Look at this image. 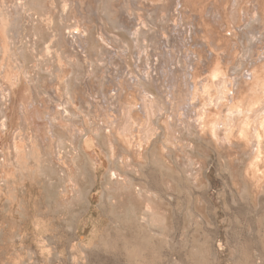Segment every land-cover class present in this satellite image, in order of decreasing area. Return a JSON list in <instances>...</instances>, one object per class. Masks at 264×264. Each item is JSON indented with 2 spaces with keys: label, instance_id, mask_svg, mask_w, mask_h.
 I'll use <instances>...</instances> for the list:
<instances>
[{
  "label": "bare ground",
  "instance_id": "obj_1",
  "mask_svg": "<svg viewBox=\"0 0 264 264\" xmlns=\"http://www.w3.org/2000/svg\"><path fill=\"white\" fill-rule=\"evenodd\" d=\"M96 1L0 0V96L6 104L5 111L2 110V103L0 104V114L2 115L3 112L6 114L5 119L3 117L4 120L0 124L2 131L6 130L8 123V112L11 109L10 100L12 97L16 99L18 95H16V91L19 90V88L17 90V87L21 86L22 88L21 95L16 101L19 102L15 103L16 127H12L14 132H9L6 139L1 138L0 133V194L6 191L9 196H16V192L25 185L26 181L32 183L38 180L47 188H45L47 195H49V191L50 197H54L55 202L53 201L54 207L52 209H54L55 214L66 218L69 214L73 215L80 205H90L98 199V194H94L93 198H90L88 188H90V185L97 184L100 174L102 179L104 178L102 185H99L100 187L103 186L102 193L99 196L101 204L108 205L114 214L118 213L132 218L141 230L144 228L152 230L157 228L156 231L154 230L156 234L164 237L166 230L170 231L172 229V226H170V229L169 224L167 225L173 207V203L168 200V193L177 186V183L180 186L183 185L184 188L194 186L200 190L192 200L187 201V212L192 211L193 213V211H196L201 217L206 218L207 214L214 209L213 197L206 194V187L209 184L206 181L207 174H204L205 155L195 156L197 146L194 140L191 139L194 138L197 141H206L216 149L221 160L228 167L233 187L238 191H244V194L246 193L251 201L256 203L258 196L264 195V127H261V125H264V73L261 69L264 61L257 64L256 60L251 59L249 68L246 67L247 64L244 66L245 63H243V67L248 68L247 70L251 74L249 82L234 80L236 81L234 84L233 79L228 75V69H230L228 67L233 65L231 63L239 47L237 46V40L234 38L236 35L241 34L243 37L249 38V40L246 39L249 41L248 47H250L249 49L246 48L248 49L247 53L257 55L256 50L253 51V48H260L264 45V0H171L172 6L175 3L177 5L173 10L176 12V16L177 14L183 16L184 11H186L185 17H183L186 22L194 18V20L192 19L194 27L192 33L194 32V36L192 34L190 36L193 39L196 37L197 40L199 38L202 41L201 43L198 42L200 48L195 47L196 49L189 50L192 54V60H194V64L191 65L192 71L189 72L191 88H183L182 86L180 88L176 83L174 84V81L170 85L169 83L165 85H168L169 90L164 88L163 93H165L162 97L161 95L160 97L155 95L145 81L153 83V80L159 77H156L155 67L157 65L154 67L150 64L151 57L150 61L147 58L144 72V74H147L145 81L141 80L144 74H140L142 75L141 78L137 73V75L133 74L137 82L135 85H139L141 88L136 89L137 87L132 88L131 86V91L121 92L123 93L121 99L120 93L114 98L115 105L112 103L113 101L109 103L113 106L116 114H114V111H111V114L106 112V103H108L106 94H103V99L101 98L95 103L86 102L87 108L89 107L88 110L91 109V111L89 110L90 118L91 116L98 118L95 122L92 120L93 122L88 126V123L85 122L84 124L73 117L72 111L76 112L75 110L79 109L76 105L72 106L74 110L72 108L71 111L68 109L69 105H73V102L77 100L79 94L78 89L76 90L77 84L74 83L72 86L65 79L62 83L65 84L66 91H64V88L62 90L64 93H62L63 95L68 94L69 98L67 97L64 100L58 93L56 84L60 81L61 73L64 74V72L58 71L59 73L54 74L55 77L52 73V75L50 74L54 79L50 78V85H52L49 86L54 95L58 97V100H55V103L51 102L52 104L45 109L44 114H47L45 118L43 114H37L36 118H40L41 122L37 123L36 121L34 123L32 111L35 107L28 100L29 96H26L27 90L25 89L27 87L24 84L27 80L23 82L24 79L19 76L18 72H12L14 68H18L16 66L17 61L24 58V55L27 54L26 51L30 49L29 47L34 49V46L37 45V43H35L36 45L33 43L28 45L20 41L21 32L29 34L31 31V35L39 39L37 35L42 31L39 29H47L48 24L54 20L51 15L53 7H58L61 10L58 9L60 13L57 12L56 14L59 13V17L64 20L63 18H67L69 12L77 6L80 18L72 22L74 23L72 29H70L71 24L67 26L60 19L58 21L54 20L55 24L53 25L56 29L54 33H51L52 39L50 41L52 44L48 42L49 45H45L41 55V60L47 62L52 54H55L57 60L61 63L62 61L65 62L71 70L70 64L67 63L68 58L63 59L61 56L62 47L68 50L74 48L77 51L76 56L79 60V55L82 53L92 52L97 54L96 46H92L91 43L94 40V35H91L89 30L92 26H97L92 25L89 27L94 16L83 13L84 8L92 13V8L95 9V5H97ZM99 1L102 2V6L104 4L105 15L112 12L114 15L121 14L124 19H128L129 24L125 23L127 20L123 22L122 19L120 25L135 41V47L131 45L123 31H116L112 37H116L119 41L125 43L126 49L129 51L136 48L135 51L139 56H137L138 62L142 60L140 56L143 53L144 57L150 56L145 50V44L141 45L145 41L144 38L149 37L151 39V47L154 51L158 50L159 47L161 48L162 45L167 46V48L174 45L171 44L172 38L169 34L164 32V36L160 34L159 39H156V31L149 30V26L147 27L148 21L153 23L154 16L163 14L162 17L164 18V12L168 11L167 2L168 5L171 3L169 0H119L118 5L113 3L114 0ZM168 7L170 8V6ZM95 14L96 17L97 15L99 17L98 13ZM74 15L77 16L78 14ZM170 15L172 14L170 13ZM176 16L173 19L171 18L174 25H176L178 19ZM69 18L71 17L69 16ZM114 19L113 17L112 20ZM135 20H137V23ZM134 22L139 26L135 25ZM114 23H117L116 19ZM188 23L191 24L190 21ZM210 23L215 28L211 27ZM189 24L187 26L191 27ZM185 25L184 27H186ZM228 27H233V37L222 35L223 31L231 30ZM197 30L200 32H198L199 34ZM248 30L249 35H247ZM81 33L86 36L82 37ZM106 38L108 39V37ZM109 39V41L114 42L111 37ZM15 41H18V45L15 44ZM160 41L165 42L163 44ZM85 44H88L87 49H85ZM111 44L114 45V43ZM178 44L182 45L181 43ZM258 44H260V47ZM121 51L124 52V50L119 52ZM129 51L128 53H130ZM220 51L225 53L222 57L223 60L218 57ZM119 52H117V55L126 60L123 57L124 54L121 56L122 52ZM173 52L168 54L169 52L167 53L163 49L154 55L157 56L155 64L158 63L164 73L165 70L167 72L166 67L170 66V62L175 60L174 57L172 58ZM205 52H209L210 57L208 61L204 59L205 67L203 68L206 73L202 77H205V82H201L200 69L202 67L199 66L200 69H197V62L200 58L205 57ZM243 52L245 53V50ZM262 52L264 54V50ZM179 59H176L174 63L177 67L181 64L180 69H183V66H185L184 60ZM145 60L143 59V61ZM169 60L171 61L169 62ZM143 63L139 65H143ZM58 65L60 66L56 67L59 69L63 68L61 64L58 63ZM21 66L23 65L21 64ZM152 66L154 72L150 71ZM177 67H174L175 71L178 69ZM240 67H242V64ZM243 67L241 69H244ZM172 68H169L172 74L171 78L176 80L178 77L175 75L176 73H172L174 72ZM26 71L24 78L28 79L30 75ZM153 77L155 78L153 79ZM29 83L31 84L29 86H32L35 90V81L30 80ZM44 83L46 82L44 81ZM60 86L58 85V87ZM121 86L122 84L119 83L117 89L122 88ZM158 86L157 84L156 87ZM161 86L163 87V85ZM109 101H111L110 98ZM163 109L164 113H162ZM60 111L64 113L63 120L65 118V122H62L59 115ZM155 116L156 119L154 120ZM55 121H58L60 125L62 123L65 128L55 126L53 124ZM41 124L43 128L39 129L38 126ZM158 129L162 130L161 135H158L161 136V140H158L160 141L159 146L153 148L151 143L148 147L151 139H153L152 137L159 131ZM184 133L186 135L183 136ZM85 134L86 136H84ZM174 173H177L178 178L174 176ZM92 190L94 189L92 188ZM97 203L99 202L97 201ZM190 204L192 205L191 208H189ZM75 216L77 215L75 214ZM64 217L62 218L65 219ZM73 256L71 260H74Z\"/></svg>",
  "mask_w": 264,
  "mask_h": 264
},
{
  "label": "rangeland",
  "instance_id": "obj_2",
  "mask_svg": "<svg viewBox=\"0 0 264 264\" xmlns=\"http://www.w3.org/2000/svg\"><path fill=\"white\" fill-rule=\"evenodd\" d=\"M169 1L171 2V0ZM96 2L97 5H95V9L92 8V13L87 10V8L83 9V13L85 15L92 14V17L94 16L93 21L90 23L89 27H91L92 25L97 26H92L91 28H89V30L91 32V35H94V40H92L91 43L92 46H96L97 54L92 52L82 53L81 55H79V60L76 56L77 51L74 48L68 50L62 47L61 56L63 59H65L66 57L68 58L67 63L70 64L71 70L68 68L65 62L62 61V64L61 61H58V58L57 56H55V54H52L51 58L47 62L41 60L43 48L45 47V45H49L48 42H51L50 40L52 39L51 33H54L56 29V27L53 25L55 24L54 20H62V18L59 17L60 12L58 11V7H53L51 11V15L53 16L54 20L52 23L48 24V28L39 29L42 30L40 31L41 35L39 33V35H37L39 39H36L34 35H31V31L29 34H27L26 32H21L22 37L20 36V41L28 45H31L32 43L34 45H36L35 43H37V45L34 46V49L32 47H29V51H26L28 55L25 54L24 58H20L18 60L20 64L18 61L16 63L17 65L15 64L19 69L14 68L12 72H18L19 76L24 79L23 82L27 80L24 84H26L25 86L27 88L29 87L28 89L25 87V90H27L26 96H29L28 100H30V103L32 102L35 107V111H32V117L34 116V123L36 121L37 123L41 122L40 118H36L37 114H43L45 118V116H47V114H44L45 109H47L48 105L52 104L55 100H58V97L54 95L53 90L51 89V87H49L52 85H50V80L54 79L50 76V74L52 73L53 77H55L56 75L54 74H57L58 71L64 72L65 74L64 75L63 73H61L62 76L59 79L61 82L59 81L58 83L60 84H56L57 91L64 100L65 98L67 99L69 95L66 94V92V95H63L64 91H66V86H64L65 84L62 83L63 80L67 79L69 82L68 84L72 86L74 83L79 86L77 88L76 85V90L78 89L79 93L77 95V100H73V105L70 104V107H68V109L71 111L72 106L74 107V105H76L79 109H77L78 111L75 110L76 112L72 111L73 117H76L75 119H77L78 121L80 120L84 124L85 122L88 123V126L93 121L95 122L98 118L96 119L92 116L90 118L89 110L91 111V109L88 110L89 107L87 108L86 102L95 103L97 100L104 97L103 94H106L108 97V103H106V112L108 114H111V111H114V114H116L113 106L109 103L113 101L112 103L115 105L116 102L114 98H116L119 93L121 99L124 91H131L134 87H137L136 89H139L138 87L140 86L135 85L137 84V82L133 74H138V76L141 78L146 70L145 62H147L148 60L150 61L152 59L150 61V64H152L154 67L157 65L155 67L157 71L156 77H159L157 79L153 77V79L155 78V81L153 80V83H156H154V85L153 83L145 81V77L147 75L146 73L143 75L144 77L141 80L145 81L148 87L155 93V95H158V97H160V95L161 97L164 95V88L165 90H169V88L167 87L168 85H165L168 83L170 85L174 81V84L176 83L180 88L181 86L183 88H191L189 72L192 71L191 65L194 64V60H192V54L189 50L200 48L201 46H199V43L202 42L199 40V38L198 40L196 39V37H194L195 39L192 38V36H194V32L192 33L194 29L192 24L194 18H192L193 20L191 19L192 21L187 20L186 22V20L183 19V17H185L186 11H184L183 16H181V14H177L176 16V12L173 11L176 3L172 6V2L169 3L170 5H168L167 2L168 11L164 12V18L162 17L163 14H160L159 16L156 14L157 16H154V19L152 20L153 23H151V21L147 22V27L149 26V30L156 31V39H159L158 36H160V34H163L162 36H164V32H166V34H169L172 38L171 44L174 45L171 48L168 46L169 49L167 48V46L164 47V45H162L161 48L159 47L158 50L154 51L151 47V39H149V37H147V39L144 38L143 40L145 41L144 43H141V45L145 44V50L149 53L150 56L144 57L145 55L143 53L140 56L142 58V60L140 59L141 61H143V59L145 60L146 58L143 63L141 61L138 62L139 56L135 51L136 48L135 50L130 49L131 51H129L128 49H126L127 46L125 43H122L116 37H112L113 33H116V31H123L125 32L126 37L131 42V45L135 47V41L126 31L123 30L122 26L120 25L122 24V19L123 22L127 20V22L125 23L129 24L128 19H124V16L121 14L114 15L112 12L108 15H105V10L103 9L104 4L102 6V2L100 3L99 0H97ZM118 2L119 0L113 1L114 4H117ZM168 6H170V8ZM74 8L71 10L72 14L74 13L78 15L75 16L74 14L72 15L71 12H69V16L71 18H69L68 16L67 18H63L64 20H62L64 24L66 23L65 25L67 26L71 24L70 29L73 28L72 24L74 25V23L72 22H75L76 19L80 18L78 10L79 8L77 9V6ZM98 9L100 10L98 11ZM57 12L59 13L56 14ZM95 13H98L99 17L98 15L96 17ZM170 13L172 15H170ZM206 14L207 12L204 15L206 16ZM175 16L176 18H178L177 23H175L177 26L174 25L172 20L173 18H175ZM113 17L116 19L117 23H114L115 19L112 20ZM117 17L119 21L117 20ZM66 20L68 21L66 22ZM135 21L137 23V20ZM189 21L191 24L188 23ZM136 23L135 25H137ZM187 23L191 25V27L187 26ZM184 25L188 27L187 30ZM210 26L214 27V25H211V23ZM162 27H164L165 30ZM26 28L28 27L26 26ZM228 28L231 30H226L227 32L223 31L222 35L233 37V27ZM188 29L189 31L191 30L190 34L188 33ZM99 30L101 31V33ZM198 32L199 31L197 30V33ZM249 33L250 32L248 30L247 35H249ZM180 34L185 37L183 38ZM191 34L192 36H190ZM80 35L82 37L86 36L83 35V33H81ZM105 35H107L106 37H108V39L110 37L112 38V40L114 39V42L109 41L110 39L108 40ZM238 35L242 36L241 34ZM238 35H236L234 38L237 40V46H239L240 48L238 47L237 53L234 56L235 58L232 60V67H228L230 68L228 69V75L231 76L233 81L237 80L240 82L242 80L249 82L251 74L247 69L249 68L250 61L256 60L257 64L264 61V54L262 52L264 50V45L260 47V44H258L260 48H253V51L256 50L257 55L255 53H247L248 49L250 48L248 47L249 38L243 36L242 38ZM110 42L114 43V45ZM164 42L165 41H162L161 43L164 44ZM17 43L18 41H15L16 45H18ZM178 43H181L182 45H179ZM50 44H52V42ZM115 45L117 48L115 47ZM87 48L88 44H85V49ZM177 48L179 51L177 50ZM160 49H164L165 51H167V53L169 52L168 54L173 51L176 52H173L172 55V58L174 57L175 60H173L172 62H170L171 60H169L172 65L170 64V66L166 67L167 72L165 70V66L163 67L165 73L162 72V70L160 69L161 66L159 67L158 63L155 64L157 56L154 55L156 52L161 51ZM120 50H124V52L121 51V53L119 52ZM243 50H245V53L243 52ZM128 51L130 53H128ZM181 51L183 52L182 54L180 53ZM82 52H84V50H82ZM117 52L121 53V56L124 54L123 57L128 60H123L122 57L117 55ZM220 52L218 53V55H220L218 57L219 59L223 60L222 57L223 54L225 55V53ZM125 54H127L128 57ZM204 54L205 57L200 58V60L197 62V69H200L198 68L199 66L202 67L200 69L201 82H205V77H202L206 73V70L203 68L205 67L204 61H208L210 57L209 52H205ZM170 57L169 59H171ZM178 58L184 60L185 66H183V69H180L181 64H179V66L177 67L176 63H174ZM222 60L220 61L221 63ZM58 63L62 65V69L58 68L60 66L58 65ZM142 63L144 66L139 65ZM243 63H245L244 66L247 64L246 67L248 68H244ZM21 64L23 66H21ZM241 64L244 69H241ZM262 64L263 66L261 69L264 73V62ZM153 66L152 69L150 68V71L154 70ZM175 66L178 68V71H175ZM170 67H173L172 69H174V72L172 73H176L175 75H177L178 77L176 78V80L171 78L172 74L169 71ZM68 70L70 71V73ZM160 70L161 72H159ZM25 71L30 75L28 79L24 78ZM141 73L142 75H140ZM133 77L134 79H132ZM30 80L33 82L35 81V90L32 86H29L31 85L29 83ZM183 80L185 81V84ZM44 81L46 83H44ZM235 82L236 81H234V84ZM61 83L63 86L61 85ZM119 83L120 85L122 84V88L117 89ZM47 84L48 86H46ZM157 84L159 85L158 87H156ZM58 85L61 86L58 87ZM161 85H163V87ZM242 85L244 86V83ZM18 88L20 91L18 90ZM64 88L65 90L62 91ZM21 89V86L17 87L18 91H16V95L18 94V98L16 97L15 99L14 97H12L10 100L11 109L8 112L9 117L7 118L8 123L6 125V130L2 131L0 125V133L2 135L1 138L6 139L8 138L9 132H14V129H12V127H16L15 103L19 102L16 101L21 95ZM50 96H54L55 98ZM79 97L82 98L80 99ZM109 98L111 101H109ZM34 99L36 100L34 101ZM1 103V106H3L2 110L5 111L6 104L4 103L3 98H1L0 96V104ZM109 108L113 109L111 110ZM72 109L74 110V108ZM162 113H164V109ZM5 115L6 114L3 112V114L1 115L2 117L0 116V124L5 119ZM59 115L62 118V122H65V118L63 120L64 113H61L60 111ZM153 119L155 120L156 116ZM53 124H55V126H57L58 128H65L63 124L61 123L60 125L58 121H55V123ZM38 128L42 129L43 125L41 124L40 126H38ZM160 129H158L159 131H157L156 134L152 137L153 139H151L148 147H150L151 143L153 148L159 146L158 143H160V141L158 140H161V136L158 135H161L160 132L162 131H160ZM184 135H186V133H184L183 136ZM84 136H86V134ZM191 139L194 140L197 146L195 156L201 157L205 155L204 174H207L206 181L207 184H209L208 187L210 188L207 189L208 187H206V194L212 196L214 199V209L209 214H207L206 218L201 217L196 211H193L194 214L192 213V211H188L189 213L187 212V201L192 200L196 193H199L200 191L194 186L184 188L183 185L180 186V184L177 183V186L168 193V200L173 203V207L170 213L171 216L169 215L170 219L168 218L167 220V225L169 224V228L170 226H172V229L170 228L172 231L168 228L170 231L166 230V235L164 237H161V235L159 236L155 232V229L157 228L153 230L150 228H144L141 230L138 225L134 223L135 221L132 218L128 216L126 217V215L123 216L122 214L118 213L114 214L110 210L108 205H103L100 203L99 196L102 193L103 186L100 187L99 185H102L104 180V178L102 179L100 174V178H98L97 184L95 183L93 185H90V188H88L90 198H93L94 194H98L99 200H94L90 205H80L81 207H77L73 215L69 214V216H67L66 218L64 216H58L57 214H55L54 209H52L54 207L55 199L53 200L54 197H50L51 194L49 193V191V195H47V188L44 185H42L38 180L33 181L32 183L30 181H26L25 185L18 189V191L16 192V196L11 197L6 191H3L0 194V264H264V195H259L256 203H253L248 195L246 193L244 194V191L242 192V190H236L230 180L231 178L229 175L228 167L221 160L220 155L216 151V149L212 145L206 143V141H197L194 138ZM174 176L178 178L177 173H174ZM91 187L94 190H92ZM97 201L99 203H97ZM191 207L192 205L190 204L189 208ZM75 214L78 217L75 216ZM62 217H64L65 219H63ZM171 222L172 224H170ZM72 256L74 257V260L72 259L73 262L71 260ZM161 260H163L164 262Z\"/></svg>",
  "mask_w": 264,
  "mask_h": 264
},
{
  "label": "snow or ice",
  "instance_id": "obj_3",
  "mask_svg": "<svg viewBox=\"0 0 264 264\" xmlns=\"http://www.w3.org/2000/svg\"><path fill=\"white\" fill-rule=\"evenodd\" d=\"M261 127H264V125H261Z\"/></svg>",
  "mask_w": 264,
  "mask_h": 264
}]
</instances>
